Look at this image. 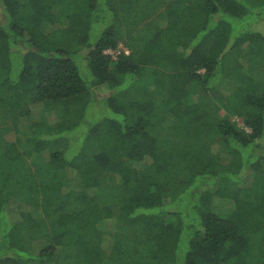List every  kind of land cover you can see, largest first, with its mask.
I'll return each mask as SVG.
<instances>
[{
  "label": "trees",
  "instance_id": "trees-1",
  "mask_svg": "<svg viewBox=\"0 0 264 264\" xmlns=\"http://www.w3.org/2000/svg\"><path fill=\"white\" fill-rule=\"evenodd\" d=\"M157 1L0 0V264H264V0Z\"/></svg>",
  "mask_w": 264,
  "mask_h": 264
},
{
  "label": "rangeland",
  "instance_id": "rangeland-1",
  "mask_svg": "<svg viewBox=\"0 0 264 264\" xmlns=\"http://www.w3.org/2000/svg\"><path fill=\"white\" fill-rule=\"evenodd\" d=\"M156 4H157V10L160 11L164 8L165 6V3L164 2H158L157 0H155ZM120 50H123L124 47L123 46H120L119 47ZM126 53H129V51L125 50ZM107 53H112V51H108ZM83 69H81L82 71ZM84 72V71H83ZM6 78L5 74H2L0 73V81L4 80ZM201 87H194V85H190L189 86V91L192 92V93H196V94H199L203 97V100L205 102V106L206 108L209 110V111H212V110H216V109H219V114L224 116V115H228L229 114V110L231 108V105L233 104V101L231 100V98H223L220 94L218 93H214V92H205L204 90L200 89ZM234 120L239 123L241 126H244V124L242 123V121L233 116ZM61 123L58 122L55 127ZM51 131V128H44L42 130V132L40 133V135H43V136H48L47 134L50 133ZM7 134V130L6 128H0V139L5 135ZM28 165L31 169V171L34 172V170L36 169V167L34 166V160L33 159H28ZM31 165V166H30ZM111 189V188H110Z\"/></svg>",
  "mask_w": 264,
  "mask_h": 264
},
{
  "label": "built area",
  "instance_id": "built-area-1",
  "mask_svg": "<svg viewBox=\"0 0 264 264\" xmlns=\"http://www.w3.org/2000/svg\"><path fill=\"white\" fill-rule=\"evenodd\" d=\"M109 54H113V52L112 53H109Z\"/></svg>",
  "mask_w": 264,
  "mask_h": 264
}]
</instances>
